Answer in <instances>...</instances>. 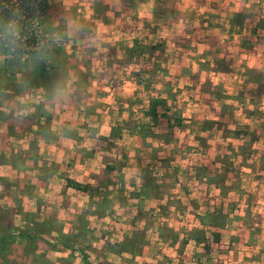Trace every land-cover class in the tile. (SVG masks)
Instances as JSON below:
<instances>
[{"label": "crops", "instance_id": "crops-1", "mask_svg": "<svg viewBox=\"0 0 264 264\" xmlns=\"http://www.w3.org/2000/svg\"><path fill=\"white\" fill-rule=\"evenodd\" d=\"M257 1H259L260 7L263 9L262 17L264 18V0ZM62 2L66 4L63 10L67 14L70 11L73 14V16L63 22L71 23L73 19H78L85 25L83 31L78 36L72 37L68 35V37L72 38L71 40H74L73 49L69 52L67 46L64 45L62 50L69 52L70 59H84L85 62L76 63L78 70L83 69V71L87 70L88 74L91 72L95 74L96 71L91 70V66H93L99 73L94 78H90V75H85L86 78L82 79H80V74H74V80L76 81L73 82V91H70L72 95H69V97L67 95L69 101H65L64 98L67 97H61L56 103L59 106L56 111L48 112L50 120L57 121L56 127L54 129H47L44 135H42L51 134L55 137L53 138L55 140L63 139L66 144H73L67 158L76 157L77 161L75 160V166L87 164L91 167V161L85 162L82 159H87V157L91 159L92 119V126L95 132H99L100 136H104L105 140L114 142L112 146L109 145L106 148V156L111 155L112 159L110 158V160L114 162L116 158L113 157L115 155L114 151L119 155L125 154L123 158H120L122 163L117 164L121 168L118 176V185L119 187L122 186V183L127 180L128 197H131L130 201L132 202L137 201V198L133 194L138 195L149 184L148 182H150L145 175H142L141 169L144 167L143 163L150 167L153 164L155 165L154 168L158 170V176H161L159 179H167L166 181H170L171 184L164 188V192L162 191L163 193L166 192L165 194L158 193L161 190V185H158L159 187H152L155 196L152 197L153 200L150 204L153 202L159 204L161 202L163 205L165 203L170 212L169 215L173 216L169 219L168 217L165 219L155 217L152 226H149L147 218H144V214L150 210V205H146V201L145 203L143 202L145 199L139 198V203H141L139 205H144L142 206V210L145 211L137 210L133 215L132 221L128 222L130 224L128 227L131 226L129 227L131 229L138 228L136 231L140 229L146 230V233L150 232L152 240L156 241V250L162 254L161 257L167 258L166 260L173 261V256H178L183 253L188 255L186 248L190 246L192 249L189 250L188 258L191 264H208L212 260L209 259L210 251L208 247L214 243L211 234L217 233L218 240L215 241V244L218 245L222 241L230 244V249L225 251L226 255L223 264H264V124L262 123L264 122V89L262 90L263 94L255 98L256 92L260 93L259 86L264 87V25L262 29H258L259 33L254 31V29L251 30L250 24L254 20V16L252 17L253 14L250 16L245 14L247 17L240 25H237V29L231 27L230 25L232 23H229L234 14L242 12L244 10L242 8L247 7L249 4H245L241 0H63ZM200 6L208 11H213L212 8H215V15L210 14L212 17L210 19L220 21L216 27L218 29L222 27L224 30L220 33L221 35L210 33L212 29L210 27L214 25L211 22L205 21L202 25L207 26L210 23V27H207V29L199 27V36L202 37L201 40H204V42L193 43V39L199 37L197 35L193 36V32L197 29H193L196 23L193 24L192 12H195L198 8L201 9ZM218 7L220 8V12L218 11ZM246 20L249 26L247 30L244 27ZM46 28L51 32L54 31L50 30L47 26ZM90 28H94L102 37L103 42H105H100L97 49L86 48L91 36ZM244 32L246 33L245 36H243ZM223 33H226L229 38ZM63 34L65 35V33ZM257 36L259 40L253 46L245 47L239 44L234 45L235 37H239V39L246 38L252 41L254 38L257 40ZM144 37H147L149 40ZM160 41L163 43V46L159 48L156 45V48H152V59L146 52L143 54V57L137 56L132 51L133 46L138 45V43H142L143 45L151 43L155 45V43H159ZM81 45H85L83 49L80 47ZM193 45L198 46L193 49L194 56H192L190 49ZM148 48L149 50L151 49L150 47ZM230 48L231 51H229ZM62 53L63 55L65 54L64 52ZM59 56L62 62L60 53ZM195 56H198L199 59H194ZM219 62H223L226 68L229 67L228 72H219L221 70L220 68H217L216 71L215 64ZM73 64L75 65V63ZM142 64H146V67L144 68ZM148 68H153L155 72L149 75L143 71ZM247 73L252 74V80L248 79ZM111 74L116 78L115 81L113 80L114 84L116 83L121 88L116 89L115 95L112 94L109 96L107 94L108 86L106 83ZM143 76L149 79L147 81L152 84L151 87L143 86ZM140 77H142V80ZM257 78H261L262 81H258ZM7 80L9 82L6 81V85H12L15 82L9 78ZM175 80L181 81L183 86H189L185 88L187 91L191 89L190 86L203 88V85L206 87L207 85L210 86V84L214 86L218 82L223 88L236 91L232 93L234 97L231 98L223 96L222 98H216L212 96L218 104L215 110L209 108L206 111L192 115L197 123L212 122L211 125H207L209 127L195 125L194 123V126H187L186 128L178 124V128L176 129L174 127V120L171 117L172 115H169L167 113L168 111H166V107L174 100L172 87L179 84ZM229 82H232L233 85L231 87L235 89L228 87ZM22 83L24 85L23 91H27L28 87L26 86H28V82L22 81ZM57 86L59 85H55V87ZM125 86H128V88H125ZM152 87L157 88V93L151 91ZM43 88H40V95L41 89L44 90ZM242 89H247L248 93H241ZM47 90L49 88L45 86L43 94L44 92L45 94L50 92ZM76 92L77 97H75ZM171 92L173 93L172 97H170ZM78 93L81 94L80 97H78ZM49 95H52V93ZM80 99L85 100L83 102L85 106L82 105V108L84 106L86 114L81 111L84 109H78L81 107ZM135 99L139 100L137 101L139 103L136 105L138 106L137 112L134 110L135 106H131V102ZM152 99L163 101L162 105H157L156 107L157 119L155 121L148 114L149 102ZM115 100L119 102L116 106L113 105V101ZM254 101L257 102V106L253 103ZM90 102H92V106ZM229 102L233 104L234 109L231 110L232 112L229 111L230 113H226L225 107ZM119 104L120 106L128 108L127 110L130 114L127 113L125 115L120 109L116 113L112 110L110 111L113 107L118 109ZM66 107L73 109L70 111H73V113L65 115L64 110ZM133 110L135 114H131ZM1 111L8 118L13 115L10 111L8 113H5L3 109ZM85 115L87 117L84 119ZM175 118H181L183 120L180 114L176 115ZM230 118L235 121L234 124L237 121H242L245 124L253 125L255 130V142L252 140L248 144L251 154L243 160H241L238 152L241 145L230 142L234 140L236 142L241 135H237L238 137L235 138L233 135L230 136L228 134V127L223 129L220 126V128H217L213 124L215 121L216 123L225 122V119ZM69 120H71V127L74 130L67 127ZM181 120L177 121L181 124ZM215 129H218L217 132L221 133L219 137H214L209 134ZM247 129L250 131L248 125ZM36 131L35 129L31 130L33 133H36ZM180 132L182 136H180ZM226 133L227 135H225ZM42 135L35 141V146L38 148L48 146L56 149L59 146L51 145V140L47 142L46 136L43 138ZM85 136L86 138L83 139ZM173 140L177 142V150H184V160L177 162L178 156L171 155L174 156L172 161L170 159H163L157 162L156 160H161L164 156L170 155V152H172L171 146L174 147L176 145ZM199 144L200 147H198ZM196 149L198 150L196 151ZM86 150L88 152L84 153ZM58 151L61 152L60 158H62L63 147H59ZM130 153L134 156L132 154L130 156ZM87 154L88 156L85 157L84 155ZM224 155L228 156L229 160H234L231 165L232 167L228 168L229 170L234 168L230 172L226 169L228 162L224 163L221 160L222 158H220V156ZM24 156L27 155L24 153ZM26 161L25 159V166L27 165ZM220 162L225 166L221 170L222 164L220 165ZM162 163H164L165 167H161L163 166ZM182 163H184L183 166L181 165ZM107 164L108 166L112 165V163L106 162L105 165ZM165 164H174L175 167L170 169L173 171L167 170V173L165 168L168 166ZM197 166H201L206 171L205 176H218L216 178L220 180L219 185L213 187L212 180L206 177L200 179L195 176L196 178L194 180L191 179L192 177L190 176L193 174V171L197 170ZM211 167L216 171H208ZM128 170L129 172H127ZM32 173L34 172L30 169H25V175L28 174L26 179L29 176V179L32 180V175L35 176L36 174ZM69 178L71 179V177ZM38 179L41 180L42 178ZM200 180L203 181L200 182ZM15 181L18 182L17 179ZM19 181L20 184H24L23 181ZM181 182L182 185H180ZM41 183L42 186H47V188L52 189L51 192H47V198L57 197L52 183L46 184L43 179ZM26 184L30 185L28 183ZM225 185L230 186L231 189L223 191ZM125 186L123 185L122 187ZM201 186L207 187L208 190H217L219 197L222 195L223 198H217L213 205L208 206L207 204L204 205L202 202L205 201L201 200L200 205H195V203L191 204L193 201H189L188 198L199 199L202 190ZM64 187L69 190L65 184ZM110 187H117L112 179H110ZM114 193L117 195L116 192ZM168 194L174 195L181 206L171 207V204H167ZM22 195L23 191L20 192L19 197L23 198ZM156 205L153 206L154 208L152 210L157 214L155 210H158V205ZM121 206H126V199ZM182 207L183 211L180 212L179 210ZM74 210L75 208L63 209L60 212L62 220L68 219L70 215L72 216ZM64 212L67 215H64ZM207 213H217L219 219L216 222L212 220L208 222L210 219L206 218L205 215ZM106 218H109V216L103 217V219ZM139 218L142 219L139 221ZM170 220L179 226L177 228L184 226V230H187V233L184 239H181L180 232L182 231L176 228L173 233L177 234L175 236L177 238L169 237L170 239L161 245L163 241L160 239L159 232L163 226L169 225ZM185 221L190 223H185ZM132 223L134 225H131ZM124 228V231L127 230L126 224ZM193 235L202 236L203 239H193ZM129 236H131L130 233L123 234L122 232L121 242L128 243ZM148 246L152 248V245ZM183 246L185 249L182 253L180 251ZM195 247H201L203 253L197 252ZM178 248L180 251H178ZM125 254L130 256H127L130 259H122L125 260V264H142V262L146 263L147 261L157 262L156 260L150 259L152 257H148L149 259L141 257L140 255L142 253L138 254L136 251L131 253L125 250L120 253L121 257H125ZM100 262L99 259V264ZM120 262L121 259L116 264H120Z\"/></svg>", "mask_w": 264, "mask_h": 264}, {"label": "rangeland", "instance_id": "rangeland-1", "mask_svg": "<svg viewBox=\"0 0 264 264\" xmlns=\"http://www.w3.org/2000/svg\"><path fill=\"white\" fill-rule=\"evenodd\" d=\"M24 1L28 5L29 10H32L33 12L31 18L32 23L37 24V22H39L40 19L43 25L42 26L43 29H45L47 26L50 28V30H54L52 32L47 30L45 34L37 38L31 44V46L26 47V49L31 48L32 50H37V51L39 49V51L42 52L54 48L61 49L59 53L62 57L61 58L62 62L60 61L59 65H55L47 62V73L51 80L50 82L45 83V81L32 79L28 75L30 73L31 67L29 66L30 64L24 60V56H20L19 58H16L11 56L0 55V76H1L0 85L1 86L4 85L2 89H4L6 93H8L7 94L8 99L3 100L1 105L5 113H8L10 111V113L13 114L10 116V118H8L6 115L0 117V151L3 154V157H8L10 153H12L16 157L13 163L14 167H12V165L9 164L10 160L5 161L4 163L0 162V176L8 178L10 181H13V184H16L15 187L12 186L9 189H7L9 191L7 190L4 192L0 191V193L2 192L0 194V210L2 211V212L0 211V215L7 214V216H9L8 220H11L10 224L12 225V227L17 228L18 231L24 229L26 226L25 224L26 220L28 222V220L32 217H35L34 220L36 221L38 220V221L46 222V224L42 227L43 229L42 231H46V232H42L43 233L41 239L42 241L38 242L37 244L38 247L36 246L38 252H40L41 255H43L46 258L47 261L46 264H91V263L99 264V259L101 261L100 264H116L118 261H120V259H121L120 264L121 263L125 264L126 263L125 260L130 259L128 258L130 256H128V254H125L126 255L125 257L124 256L121 257L120 255L121 252L125 251V249L123 250V248H124V244L126 243V242L123 243L121 242L122 232L123 234L130 233L131 236H129V239H132L134 242H136L135 247L139 251L138 254L142 253L140 255L141 257H144L145 259L148 257H152L150 259L157 261V262L147 261L146 263L142 262V264H191V261H189L190 259L188 258V256H189V250H191L192 247L189 246L188 248H186L188 251V255L183 253V250L185 249V247L183 246L182 250L180 251V249L178 248V251L182 252L184 255L180 254L178 256L177 255L173 256L174 259L173 261L166 260L167 258L165 259V257L164 258L161 257L162 254L156 250L155 248L156 241L152 240L150 232L146 233V230H140V229L136 231L138 228L131 229L129 228L131 226L128 227V225H130L128 224V222L132 221V218L134 217L133 215L136 213L137 210L145 211L142 210V206L144 205H139L141 204L139 203V198L145 199L143 202L145 203L146 201L147 202L146 205H150V210H148L144 214V218H147V223L149 226H152L155 217L157 218L161 217L163 219L168 217L169 219L171 218V216H173V215H169L170 212L168 211V208L166 207L164 201H163L164 203L163 205L161 202H159V204L157 202H153L152 204H150V202L153 200L152 197L155 196V192L152 187H159L161 185L160 187L161 190L158 192L159 194H161L165 191L164 188L168 187L171 184L170 181H166L167 179L164 180L159 179L161 178V176L160 177L158 176L159 175L157 173L158 170H155L154 164L150 167V166H146V164L143 163L144 167L141 169L142 175H145V177H147V179L150 180V182H148L149 184L146 187H144L143 190L139 192L138 195L133 194L134 197L137 198L138 202L137 201L132 202L130 201L131 197L130 196L128 197L129 190L127 187L128 184L127 180L124 181L122 179V181H124L122 184L126 185L125 187H122L123 185L119 187L118 185L119 183L118 176L121 171V168L117 164L122 163L120 158H123L125 154L123 153V155H119L116 154V151H114L116 155L113 156L116 157L114 162L110 160L111 155L106 156L107 154L105 151L106 148L109 145L112 146L114 142H111L110 140H105L104 136L98 137L96 141L93 139L95 137L96 132L92 126L93 125L92 119H91V155H90L91 159L87 157L88 154L84 155L85 157H87V159L86 158L82 159L85 162L91 161V167L87 164L81 166L79 165L75 166V160L77 161L76 157L67 158L72 149L73 144L72 145L66 144V142L63 141V139L55 140L53 139L55 137H53V135L51 134L45 135L47 138L46 141L48 142L51 140L50 141L51 145H59L56 149L48 146H41L39 148L35 146V141H37V139L40 138V135L42 134L44 135V132L47 131V129L50 128L54 129L57 125L56 124L57 121L52 119L51 121L49 118L48 123H45L44 120H43L44 123H41L40 120V123L42 124L40 128L41 134L37 136L36 133L31 132V130L35 129V131L36 130L38 131V129H36L35 126L33 125L30 128H26L27 125H25V123L23 124V119H19V118L25 116L27 112L29 113L35 111V108L38 105L42 106L43 109L46 110L45 111L46 114H48L49 111H54V110L56 111L57 107H59L58 104L49 103V100L51 99L50 98L51 96H49V94L52 93L51 91H53L55 85L60 86L66 80H71L73 84V82L76 81L74 80V76L76 74H80V79L86 78L85 75H90V78H94V76L98 75L99 72H97L98 70H95L93 66H91V70L96 71L95 74H93V72L88 74V71L87 70L83 71V69L78 70L76 63L77 62L82 63L84 59L83 58H74V60L73 58L70 59V55L68 53L74 47L73 46L74 40H71L72 38L68 37L67 35L70 22L68 23L63 21H66V19L73 16V14L71 11L67 14V12L63 10L66 7V4H63L62 2L63 0H24ZM241 1H244L245 4L246 3L249 4L247 7H243L242 9H244V13L248 14V16L253 14L252 17L254 16V20L250 24L251 30L254 29V31L259 33L258 29H262V26L264 25L263 24L264 18L262 17L263 9L262 7H260L259 1L257 0H241ZM3 8L4 6L0 5V10ZM200 8L201 9L195 8L196 11L192 12L193 24L196 23V26L193 27V29L195 30L197 29L196 31L193 32V36L197 35V37H199L193 39V43L204 42V40H201L202 37L199 36V33H200V28L207 29V27L208 28L210 27V23H208L207 26L202 25L205 21L211 22V24L213 23L214 25L210 27L212 28L210 30V33L221 35L220 33H222V30H224V28L222 27H220L219 29L216 27V25L218 26L220 21H218L217 19H210L212 18L210 14L215 15L214 12L216 11L215 8H212L213 11L212 10L208 11L204 9L202 6H200ZM218 11L220 12L219 7H218ZM2 13H4V11L0 12V22L1 24H4L7 21H5L6 19L4 18V16H2ZM12 17L13 16H11V18H9L8 21L13 20ZM231 22L232 20L229 23ZM240 22L241 21L239 19L237 22L232 23V25L230 26L234 27V29H237L236 27H238L237 25L241 24ZM245 23L246 24L244 27L247 30V27H249L248 21L246 20ZM35 26L36 25H34L33 27ZM63 33H65V35ZM223 34H225L228 37L226 33ZM245 35L246 33L244 32L243 36ZM144 38L148 39L147 37ZM254 40L250 41L247 40L246 38L239 39V37H235L234 45L239 44L245 47L251 45L253 46V44H255L259 40V37L257 36V40L255 38ZM100 42H103V40L101 39ZM64 45L67 46L69 52L62 50ZM156 45L157 47L161 48L163 46V43L161 41L159 43H155V45H152L151 43H147L146 45H143L142 43H138V45L135 46L136 48H134L133 46V51L136 53L137 56H143V57H144L143 54L146 52L148 53L147 55L148 56L150 55V58L152 59V55H151L152 54L151 52L153 51L152 48H156ZM83 46L85 45H81L80 47L83 49ZM147 46L150 47L151 49L149 50ZM196 47L198 46L193 45L192 48H190L192 51V56H194L193 49ZM20 48L21 46H19V49ZM229 51H231V48L229 49ZM62 52H64L65 54L63 55ZM41 57H39V59L37 60H40ZM195 58L196 60L199 59L198 56H195L194 59ZM206 62L209 63V61ZM73 63H75V65ZM142 65L144 68L146 67V64H142ZM215 66H216V71L217 68H220L221 70L219 72H225V73L228 72L227 70L229 69V67L226 68L223 62L216 63ZM83 67H85V65H83ZM148 69L143 71H145L149 75L155 72L153 68H150L149 70ZM246 75L248 76V79L252 80L253 77L252 74L250 75L247 73ZM8 78L10 80H14L15 82L12 83V85L10 84L6 85V81L9 82V80H7ZM115 79L116 78L113 74H111L110 78L107 79V83H106L108 86L107 94L109 96L114 94L116 89H118L119 87L121 88V86L117 85L116 83L114 84ZM140 79L142 80V77H140ZM143 79H144L143 86H149V87L152 86V84H150V82L147 81L149 80L147 77L146 78L144 77ZM257 79L258 81H262L261 78H257ZM22 81H26V82L30 81L27 84L28 86H26L28 87L27 91L26 90L23 91L24 85ZM80 82H82V80H80ZM175 82H178L179 84L174 87L171 86L174 95L171 92L170 97H172L173 95L174 100L172 101L173 103L171 102L168 105V107H166V111H168L167 113H169V115H172L171 117L172 120H174L175 123L174 127L176 129L178 128L177 126L178 124L179 126L180 125H182L183 127L185 126V128L187 126L191 127L194 123L195 125H197L198 124L197 121L192 117V115L195 113L206 111L209 108L215 110L218 107V104L217 102H215L212 96L216 98H222V96L231 98L234 97V94L232 93L236 91L233 89L223 88L219 84V82L214 84V86H211V84L210 86L207 85V87L203 85L202 86L203 88H200L198 86H190L191 89L187 91L185 90V88L189 86H183V83H181V81L179 80H175ZM232 85H233L232 82H229L228 87L234 88L231 87ZM45 86L49 88V90H47L50 91L48 94L47 93L45 94V92L43 94V91L45 90ZM259 87H260L259 90L260 93L256 92L255 98H258L263 94L262 90L264 89V87L261 85ZM40 88L44 89V90L41 89V95H40ZM125 88H128V86H125ZM151 91L153 93H157V88L152 87ZM241 93L247 94L248 90L242 89ZM69 95H72V93L69 92L68 97ZM238 95L240 94L238 93ZM80 96L81 94L78 93V97ZM68 97L64 98L65 101L67 102L69 101ZM75 97H77V92L75 93ZM111 98L113 97L111 96ZM84 101H85L84 99H80L81 107H79L78 109L80 110L84 109L81 111H83L86 114L84 108L85 104L83 103ZM137 101L139 100L135 99L131 102V106L132 107L135 106L134 110L136 112L138 110V106L136 105L139 103V102L137 103ZM113 103H114L113 105L116 106L119 102L115 100L113 101ZM150 103L151 101L149 102V105ZM253 103H255L257 106V102L254 101ZM91 104L92 102H90V105ZM82 105H84L83 108ZM226 105H227L226 107L223 106L225 107L226 113L232 112L231 110L234 109L233 104L229 102ZM21 109H23L24 111L21 112L20 111ZM119 109L120 111H123V114L125 115L127 113L130 114L129 111L127 110L128 108H125V106L124 107L120 106V104L118 109H115V107H113V109H110V111L112 110L113 112L116 113L119 112ZM71 110L73 109L66 107V109L64 110L65 113L64 112L63 113L65 115L72 114L73 111L70 112ZM134 110L133 112L131 111V114L132 113L135 114ZM178 114L181 115L183 120H181V118L179 119L175 118V116ZM36 117L38 118V116ZM86 117L87 115H85L84 119ZM177 120H181L182 121L181 124ZM70 122L71 120L68 121L67 127H69V129L74 130L71 127ZM207 122H208L206 123L207 125L208 124L211 125L212 123L209 121ZM234 122L235 121L230 118V119H225V122L216 123L215 121L213 122V124H215V127L217 126V128H220V126H222L223 129L228 127L227 128L228 134H230V136L233 135L235 138L241 135V137L239 136L236 142L235 140L230 142L232 144L241 145V148L239 149L238 152L241 160H243L244 158H247L251 154V150H249L248 144L252 140H254L253 142H255V130L253 125L245 124L242 121H237L236 124H234ZM262 123L264 124V122ZM43 125L45 126L43 127ZM247 125L249 126L250 131H248ZM217 130L218 129H215L213 132H210L209 134H211L214 137H219L221 133H218ZM179 134H181L180 136H182L181 132ZM43 135L42 137L45 138V136ZM225 135H227V133ZM85 138L86 136L83 137V139ZM174 143L176 145H174V147L171 146L172 152H170V155L164 156L161 160H156L157 162L162 161L163 159H170V161H172L174 159V156L171 155L178 156L177 162L184 160L183 159V157L185 156L184 150H177L178 149L177 142L174 141ZM61 146L63 147L62 158H60L61 152L58 151V148ZM198 147H200V144L198 145ZM197 150L198 149H196V151ZM87 152H88L87 150L84 151V153ZM24 153L27 156H24ZM71 154L73 155V153ZM131 154L132 153H130V156ZM220 158H222L221 160L224 163L228 162V166L226 169L232 167L231 165L232 162L234 161L233 159L232 161L231 159L229 160V157L226 155L220 156ZM25 159L27 160L26 161L27 167L24 165ZM106 162L112 163V165H109L110 166L109 167L108 164L105 165ZM21 164L22 166H19ZM162 164L163 166L161 167H165L164 163ZM176 164L180 165L179 163ZM183 164L184 163H182L181 165L183 166ZM221 164L222 163L220 162V165ZM165 165L168 166L167 168H165L166 172L167 170L173 171L170 169H173L175 167L174 164H170V165L165 164ZM213 167L208 169V171H214L215 169ZM224 167L225 166L222 164L220 170L223 169ZM25 169H30L32 172H34L32 174L36 173L35 176L32 175V180L29 179V176L26 179L28 174L25 175ZM196 169H197L196 171L192 172L193 174H191L190 176L192 177L191 179L194 180L196 177L202 179L206 177L207 179L212 180L213 187L219 185L220 180L216 178L218 176H214V175L205 176L206 171L203 170L201 166H197ZM233 169L230 170L232 171ZM127 172H129V170ZM69 177H71V179L75 181L77 180V182L79 183L88 185L89 186L88 191L81 192V191L73 190L72 188L71 189L69 188V190L66 189L64 187V182H65L64 179ZM179 177L182 178L181 176ZM38 178H42L46 182V184L52 183V185H54L53 189L56 190L57 197L47 198L46 197L47 192H51L52 189L47 188V186H42L41 185L42 179L40 180ZM16 179L18 180V182L15 181ZM110 179H112V181L115 182V184L117 185L116 188L110 187ZM19 180L23 181L24 184H20ZM201 181L203 180H200V182ZM26 183L30 184L28 185L27 188L24 187V185H27ZM11 184L12 182H10L9 186ZM180 185H182V182L180 183ZM212 186L211 188H213ZM201 188L202 190L200 192L201 194L199 196V199L195 200L194 198L192 199L188 198L189 201H193L191 202V204L195 203V205H200L201 204L200 200H201V201H205L202 203H204V205L207 204L208 206V205H213L216 202L217 198L219 199L223 198L222 195H220L219 197V195L217 194V190H208V188L205 186H201ZM227 189H231V188L230 186L225 185L223 191H226ZM21 191H23V195H22L23 198L19 197ZM112 191L116 192L117 195H115V193ZM168 197L169 198H167V204H171L170 205L171 207L178 205L181 206V204L177 202L174 195L168 194ZM125 199H126V206L122 207L121 205L123 202H125ZM155 204L158 205V206L156 205L158 210H155L157 211V214L152 210ZM66 208H75L74 212H72L74 217L73 215L72 216L70 215L68 219L62 220L60 216V212ZM179 211L182 212L183 207ZM64 215H67L66 212H64ZM104 216L105 217L109 216V218L103 219ZM140 219L142 218H139V221ZM70 222L73 224L71 225ZM68 223L70 224L68 225ZM185 223L189 224L190 222L185 221ZM5 224L6 225L3 224L5 227L10 225L8 221H6ZM125 224L127 225V230L124 231L123 228ZM131 225L134 224L132 223ZM177 227L179 226H177L174 223V221L171 220L169 221V225H165L162 227V229L159 232L160 239L163 241L161 245L170 238H177L175 237L177 236V234L173 233V231H175ZM177 229L182 231V232L180 231L178 232L181 233L180 235L181 239H184L187 230H184L185 229L184 226L183 227L180 226V228ZM148 245H152V248H149ZM208 248L210 251L209 259H212L209 262V264H223L226 255L225 251L230 249V244L222 241L219 242L217 245L215 244L214 241V243L209 245ZM195 250L197 252L203 253L201 247H195ZM84 258L85 261H83Z\"/></svg>", "mask_w": 264, "mask_h": 264}, {"label": "trees", "instance_id": "trees-1", "mask_svg": "<svg viewBox=\"0 0 264 264\" xmlns=\"http://www.w3.org/2000/svg\"><path fill=\"white\" fill-rule=\"evenodd\" d=\"M8 2L10 0H7ZM19 7L17 11L14 10L12 5L9 3L7 8H3L0 10L4 11L2 13V16H4L5 21H8L11 16H13V20H15L20 28V41L19 45L21 48L17 49L16 52L11 53V54H6L5 49L0 46V55L3 56H11V57H16L19 58L20 56H24V60L29 63L31 70L30 73L28 74L32 79H37L41 81H45V83L50 82V77L47 73V62L55 65H59V51L61 49L54 48L51 50H45V51H40L41 57L40 60H37V50H32L31 48L26 49V47H30L31 44L39 38L41 35L45 34L47 32V29L42 28V22L39 19V22L37 24H34L31 22L32 18V10H29L28 5L25 3L24 0H19ZM25 13L24 18L21 19L19 14ZM244 10L240 13H236L232 16V22L235 23L240 19V23L246 18ZM8 18V19H7ZM0 22V26H2ZM36 25L35 27H33ZM136 45H134V48ZM23 48V49H22ZM133 51V49H132ZM142 53V52H141ZM48 60V61H47ZM0 82H1V76H0ZM30 82V81H28ZM4 85H0V117L4 116L1 109H2V101L8 99V93L2 89ZM52 96V95H49ZM51 98V97H50ZM163 101H160L158 99H152L151 103L148 108V114L151 116V119L155 121L157 119V113H156V107L157 105H162ZM46 110L43 109L42 106L38 105L35 108V111L27 113L25 116L20 117L19 119H23V124L27 125L26 128H30L32 125L35 126L38 131H36V135H40L41 133V123H48L49 122V116L48 114L45 113ZM38 116V118L36 117ZM41 120V123H40ZM44 120V122H43ZM207 122H201L198 123L199 126H204L206 127ZM45 125H43L44 127ZM209 127V126H207ZM12 134V133H11ZM10 153L8 157H3L2 152L0 151V162L4 163L7 160H10L9 164L14 167V160L16 157ZM19 166H22L19 165ZM64 184L68 188H72L73 190L76 191H81V192H87L89 189L88 185H84L82 183H79L73 179L70 178H65L64 179ZM10 182L12 184L9 186ZM12 186H16V184H13V181H10L8 178L0 176V191L4 192L7 189H9ZM25 188L28 187V185L24 186ZM9 191V190H7ZM1 192V193H2ZM0 193V194H1ZM1 211V210H0ZM2 212V211H1ZM208 222H216V220L219 219V215L217 213H207L206 215ZM35 217H32L28 220H26V226L24 229L18 231L17 228L12 227L10 224L11 220L9 219V216L7 214L0 215V264H46V258L41 255L40 252H38V242H41L42 240V227L46 224V222L43 221H36L34 220ZM38 219V218H37ZM8 221L10 225H6L5 222ZM4 224V225H3ZM4 226V227H3ZM41 228V229H40ZM212 239L214 241L218 240V234L217 233H212ZM193 239L200 240L203 239L202 236H192ZM205 244V243H204ZM136 242H134L132 239H129L128 243L124 244L123 250H128L129 252L136 251L138 253V249L135 247ZM85 261V258L83 259ZM201 264V263H197ZM209 264V262H208Z\"/></svg>", "mask_w": 264, "mask_h": 264}, {"label": "clouds", "instance_id": "clouds-1", "mask_svg": "<svg viewBox=\"0 0 264 264\" xmlns=\"http://www.w3.org/2000/svg\"><path fill=\"white\" fill-rule=\"evenodd\" d=\"M85 27L78 19H73L68 27L67 35L75 37L78 36ZM91 36L87 42L86 48H98L102 37L97 33L94 28L89 29ZM20 41V28L15 20H10L0 26V46L5 49L6 54L16 52L19 48ZM83 43V42H81ZM41 53L38 49L37 57L39 58ZM73 84L71 80H66L62 85L57 86L53 89L51 99L49 103L56 104L61 97H67L68 93L72 91ZM21 112L24 110L21 109ZM15 114V113H14ZM100 136L97 132L93 138L95 141Z\"/></svg>", "mask_w": 264, "mask_h": 264}, {"label": "built area", "instance_id": "built-area-1", "mask_svg": "<svg viewBox=\"0 0 264 264\" xmlns=\"http://www.w3.org/2000/svg\"><path fill=\"white\" fill-rule=\"evenodd\" d=\"M19 0H10L9 2L7 0H0V5H3L4 8H7V6L9 5V3L12 5V7L14 8L15 11H17L18 9V5H19ZM24 15H26L25 13H21L19 14L20 18L23 19ZM35 24V23H34Z\"/></svg>", "mask_w": 264, "mask_h": 264}]
</instances>
